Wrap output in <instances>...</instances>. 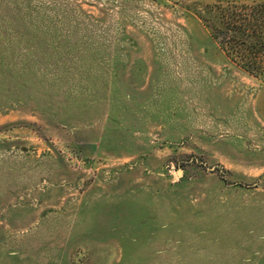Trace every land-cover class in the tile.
Listing matches in <instances>:
<instances>
[{
  "label": "rangeland",
  "instance_id": "1",
  "mask_svg": "<svg viewBox=\"0 0 264 264\" xmlns=\"http://www.w3.org/2000/svg\"><path fill=\"white\" fill-rule=\"evenodd\" d=\"M257 24L264 0H0V264H264Z\"/></svg>",
  "mask_w": 264,
  "mask_h": 264
},
{
  "label": "trees",
  "instance_id": "2",
  "mask_svg": "<svg viewBox=\"0 0 264 264\" xmlns=\"http://www.w3.org/2000/svg\"><path fill=\"white\" fill-rule=\"evenodd\" d=\"M228 26H232V25L229 23ZM255 26H257L258 29L255 31L256 34H254V37H252L251 35H246L247 31L245 29H244V31H239V32L242 33L244 35V37H246L247 39H249V38L251 39V37H252V39L254 38L255 39L254 41L256 44H262L263 45L264 44V31H262V29H264V28H263V26H260L259 24L255 25ZM245 27H247V26H245ZM229 30L234 31V26H233V29H229ZM247 44L248 43H246V45ZM244 45H245V43H244Z\"/></svg>",
  "mask_w": 264,
  "mask_h": 264
},
{
  "label": "water",
  "instance_id": "3",
  "mask_svg": "<svg viewBox=\"0 0 264 264\" xmlns=\"http://www.w3.org/2000/svg\"><path fill=\"white\" fill-rule=\"evenodd\" d=\"M178 174H179L180 176H182V171H178Z\"/></svg>",
  "mask_w": 264,
  "mask_h": 264
}]
</instances>
